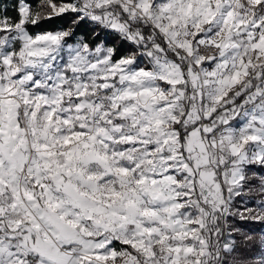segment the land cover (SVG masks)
<instances>
[{
	"label": "snow or ice",
	"instance_id": "1",
	"mask_svg": "<svg viewBox=\"0 0 264 264\" xmlns=\"http://www.w3.org/2000/svg\"><path fill=\"white\" fill-rule=\"evenodd\" d=\"M0 264H264V0H0Z\"/></svg>",
	"mask_w": 264,
	"mask_h": 264
},
{
	"label": "trees",
	"instance_id": "2",
	"mask_svg": "<svg viewBox=\"0 0 264 264\" xmlns=\"http://www.w3.org/2000/svg\"><path fill=\"white\" fill-rule=\"evenodd\" d=\"M45 27H47V25H45Z\"/></svg>",
	"mask_w": 264,
	"mask_h": 264
}]
</instances>
